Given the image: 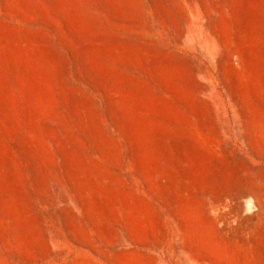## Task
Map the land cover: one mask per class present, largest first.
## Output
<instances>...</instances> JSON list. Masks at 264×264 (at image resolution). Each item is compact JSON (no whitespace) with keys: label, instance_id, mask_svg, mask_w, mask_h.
Returning a JSON list of instances; mask_svg holds the SVG:
<instances>
[{"label":"rangeland","instance_id":"obj_1","mask_svg":"<svg viewBox=\"0 0 264 264\" xmlns=\"http://www.w3.org/2000/svg\"><path fill=\"white\" fill-rule=\"evenodd\" d=\"M0 264H264V0H0Z\"/></svg>","mask_w":264,"mask_h":264}]
</instances>
